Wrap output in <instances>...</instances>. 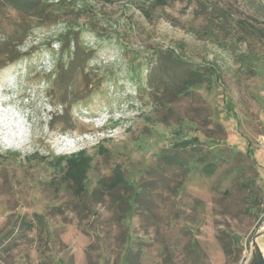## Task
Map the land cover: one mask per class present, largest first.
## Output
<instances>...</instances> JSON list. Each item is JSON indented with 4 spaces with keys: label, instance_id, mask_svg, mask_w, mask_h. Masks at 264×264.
Wrapping results in <instances>:
<instances>
[{
    "label": "rangeland",
    "instance_id": "rangeland-1",
    "mask_svg": "<svg viewBox=\"0 0 264 264\" xmlns=\"http://www.w3.org/2000/svg\"><path fill=\"white\" fill-rule=\"evenodd\" d=\"M78 1L92 12L42 23L0 8V108L24 115L0 134V264H245L264 247V0Z\"/></svg>",
    "mask_w": 264,
    "mask_h": 264
},
{
    "label": "trees",
    "instance_id": "trees-1",
    "mask_svg": "<svg viewBox=\"0 0 264 264\" xmlns=\"http://www.w3.org/2000/svg\"><path fill=\"white\" fill-rule=\"evenodd\" d=\"M66 5L73 6L71 8L76 9L75 14L77 16V19L80 17H84V15L88 14V12H92V9L88 8V6L82 7V3H79L78 0H0V8L3 7L7 11H15V13H20V14L23 13L24 15L27 14L26 17H28V18L33 17V18H35V21L41 22V23L42 22H50V19L48 18V14L50 12H53L54 10H57V9L60 10L62 8H67ZM21 17H22L23 22H25L26 21L25 16H21ZM81 25L82 24H79V26H77L75 28L80 29ZM82 28L86 30L87 25H85V26L82 25ZM29 29H31L30 25H29V27H26L24 31H27ZM69 32L70 31H68V33H66V34H70ZM59 40L61 42H63L62 37H59ZM64 42H67V41H64ZM68 46H69V43H68ZM133 69H134V66H133ZM134 70H135V74H134V78H135L136 76L139 75L140 70H139V68H136ZM61 73H59V75ZM205 77L206 76H204V73L200 72L198 68H192L189 70L187 77L182 81V87H180V88L186 89L189 86H193V85H196L198 83H201L202 82L201 80H203ZM204 137L209 140L208 143H210V145L209 146L207 145V147L204 149V151L199 149V155H201V156L195 157L196 159L193 158L195 160V164H196L195 168L197 167L198 162L203 161V158L208 157L207 162L202 166V169L205 172H212L214 170L216 164H217L216 159H220V161L223 163L225 162V159L222 158V156L224 154H221V155L215 154V155L207 156V153H211L210 150H208L209 147L211 146V143L212 142L219 143L221 141L220 140L221 137H217V139L215 137H209L207 135H204ZM211 138H213V139L211 140ZM193 139H196L197 140L196 142L199 141V143H203L202 141H200V139H197V138H193ZM192 142L193 141L187 140V141H184V144L187 145V144L192 143ZM192 148L194 150L198 151L197 148H195V147H192ZM220 152H221V150H220ZM237 153L239 154V152H237ZM237 153L232 154L231 159H230V163H232V161L236 157ZM159 157H161V156H159ZM171 158H172V160L177 162L179 164V166H182L183 163L186 161V160H184L183 162H178V161H176L175 156L171 157ZM165 165L169 166L167 163H164V166ZM182 168H183V166H182ZM182 172L184 174V172H185L184 168H183ZM185 176H186V174L183 175V177H185ZM115 202H116V209H118V208L123 209V207L119 201L116 200ZM39 217H40V213L34 211V213L32 215H30V217H28V219H24L22 224L23 225L25 224L24 225L25 231L35 229V224L33 221H34V219H38ZM40 222H44V220H42ZM2 243H3V241H0V249H3L4 251L5 250L10 251L11 250V247L8 246L7 243L5 245L1 246ZM126 260H127V258H126ZM128 263L131 264V262H128V260H127V262L125 264H128Z\"/></svg>",
    "mask_w": 264,
    "mask_h": 264
},
{
    "label": "bare ground",
    "instance_id": "bare-ground-1",
    "mask_svg": "<svg viewBox=\"0 0 264 264\" xmlns=\"http://www.w3.org/2000/svg\"><path fill=\"white\" fill-rule=\"evenodd\" d=\"M2 104H3V100L0 99V106H2ZM13 109H15L14 106H11L10 108L5 109V111L3 108H0V112H3V113H0V134L8 133V135L11 136L12 138H15V139L22 138L24 137V131L21 130V132L18 134L16 132H18L21 129L20 127L22 124L21 123L22 121H20L17 118L21 117L23 119V115L22 113L19 114V112H18V115H14L12 113ZM14 129L16 130L15 132H14Z\"/></svg>",
    "mask_w": 264,
    "mask_h": 264
},
{
    "label": "water",
    "instance_id": "water-1",
    "mask_svg": "<svg viewBox=\"0 0 264 264\" xmlns=\"http://www.w3.org/2000/svg\"><path fill=\"white\" fill-rule=\"evenodd\" d=\"M260 236L261 235L258 232L252 237L250 256L245 262V264H264V247L262 248L258 241V238Z\"/></svg>",
    "mask_w": 264,
    "mask_h": 264
},
{
    "label": "built area",
    "instance_id": "built-area-1",
    "mask_svg": "<svg viewBox=\"0 0 264 264\" xmlns=\"http://www.w3.org/2000/svg\"><path fill=\"white\" fill-rule=\"evenodd\" d=\"M89 140H91V139H90V136H88V135L84 136L83 141H87V142H88Z\"/></svg>",
    "mask_w": 264,
    "mask_h": 264
}]
</instances>
